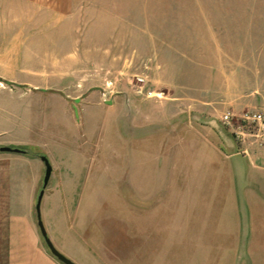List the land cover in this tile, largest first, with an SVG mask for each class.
<instances>
[{"label": "rangeland", "instance_id": "374dc122", "mask_svg": "<svg viewBox=\"0 0 264 264\" xmlns=\"http://www.w3.org/2000/svg\"><path fill=\"white\" fill-rule=\"evenodd\" d=\"M61 28L41 60L69 95L0 89V141L36 151L0 155V264L11 219L50 253L41 154L42 221L76 264H264V135L220 120L264 111V0H82Z\"/></svg>", "mask_w": 264, "mask_h": 264}, {"label": "crops", "instance_id": "0c3cea01", "mask_svg": "<svg viewBox=\"0 0 264 264\" xmlns=\"http://www.w3.org/2000/svg\"><path fill=\"white\" fill-rule=\"evenodd\" d=\"M81 1L0 0L1 90L14 91L17 85H21L23 91L19 94L54 91L60 95H69L60 87L54 86L55 83L58 84L57 76L54 77L55 79L48 76L52 73L51 68L59 66L58 60L43 63L41 53L59 50V45L50 43L49 39L64 35L61 26L77 15L81 8ZM16 71L24 75L22 80H16L17 77H13ZM191 97L195 98V96ZM226 97L243 104L247 103L252 95H226ZM0 145L15 147L27 146V143L14 139L0 141ZM0 155L3 158L12 156L5 152H0ZM248 175H246L248 180H252L253 176ZM255 177L264 178V172L255 173ZM19 224L22 226L23 237L17 235L15 220H9L4 264H62L51 253L37 247L33 228L27 219Z\"/></svg>", "mask_w": 264, "mask_h": 264}, {"label": "built area", "instance_id": "2783aa9c", "mask_svg": "<svg viewBox=\"0 0 264 264\" xmlns=\"http://www.w3.org/2000/svg\"><path fill=\"white\" fill-rule=\"evenodd\" d=\"M237 114L232 110H227L222 113L220 120L223 124H228L230 127L233 126L232 133L239 143L243 145L251 143V141H247L246 135L253 136L255 139L257 138L256 140L263 137L264 111L260 109H248L243 111L240 115ZM256 145L261 146V141ZM243 151L247 153L246 148H244Z\"/></svg>", "mask_w": 264, "mask_h": 264}, {"label": "water", "instance_id": "95a60500", "mask_svg": "<svg viewBox=\"0 0 264 264\" xmlns=\"http://www.w3.org/2000/svg\"><path fill=\"white\" fill-rule=\"evenodd\" d=\"M0 151L2 152L13 151V152H20V153L24 152V150L19 147H16V146L12 147V146H7V145H0ZM39 158L43 162V165H44V175L42 178V186L37 194L35 205H34L36 224L38 226L40 235L42 236L49 252L62 264H76L72 259L67 257L64 253H62L55 247L50 237L48 236L44 223L42 221L40 205H41V201L44 195L45 188L51 176L52 165L46 155L41 154L39 155Z\"/></svg>", "mask_w": 264, "mask_h": 264}, {"label": "trees", "instance_id": "16d2710c", "mask_svg": "<svg viewBox=\"0 0 264 264\" xmlns=\"http://www.w3.org/2000/svg\"><path fill=\"white\" fill-rule=\"evenodd\" d=\"M19 148H21V149H23V150L25 149L24 152H22V153H28V150H27L28 148H29V150L32 151V153L36 152L35 150H33L32 148H30V147H28V146H23V147H19Z\"/></svg>", "mask_w": 264, "mask_h": 264}]
</instances>
